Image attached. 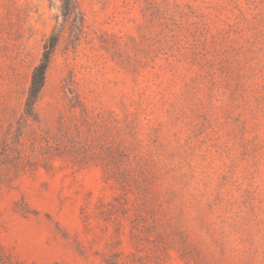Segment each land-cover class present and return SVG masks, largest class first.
Returning <instances> with one entry per match:
<instances>
[{"label":"rangeland","instance_id":"1","mask_svg":"<svg viewBox=\"0 0 264 264\" xmlns=\"http://www.w3.org/2000/svg\"><path fill=\"white\" fill-rule=\"evenodd\" d=\"M77 3L74 22L58 0H0V150L15 138L40 167L5 180L0 165L4 252L264 264V0ZM56 34L37 122H23Z\"/></svg>","mask_w":264,"mask_h":264},{"label":"trees","instance_id":"2","mask_svg":"<svg viewBox=\"0 0 264 264\" xmlns=\"http://www.w3.org/2000/svg\"><path fill=\"white\" fill-rule=\"evenodd\" d=\"M58 2V11L64 21L68 19H72V21L74 22H76L77 20H81L77 0H58ZM59 38V34L51 35L44 42L42 56L39 63L32 70L30 83L25 93L21 113V120L23 122H37V114L35 112V108L45 87L47 72L51 63L52 56L59 42ZM12 140L13 141L8 143L6 139H3L2 147L0 150V165L3 166L1 168L5 173V180H11V175L16 178L26 173L33 174L40 168L35 167L36 161L30 159L32 155L28 156L21 154V151L16 147L17 144H19L20 146L22 145L21 143H19V140L15 141V138H12ZM51 148L48 147L43 153H40L42 155L40 159L42 165L49 164V153L51 151ZM32 152L34 151L32 150ZM0 264H14L12 259L4 252L1 246Z\"/></svg>","mask_w":264,"mask_h":264}]
</instances>
